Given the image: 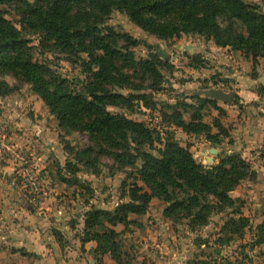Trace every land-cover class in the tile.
<instances>
[{
	"label": "rangeland",
	"instance_id": "1",
	"mask_svg": "<svg viewBox=\"0 0 264 264\" xmlns=\"http://www.w3.org/2000/svg\"><path fill=\"white\" fill-rule=\"evenodd\" d=\"M244 1L259 5L264 12V1ZM1 8L5 10V17L20 28L18 14L9 7ZM103 26L136 39V46L131 48L136 60L158 58L168 64L161 67L163 79L158 90L151 88L153 82L150 79L129 68L125 71L134 87L144 88L107 86L114 94L126 98L124 105L109 106L108 110L142 123L152 131L155 143L151 146L130 143L131 152L124 163H119L101 153L87 133L66 135L32 87L11 72L0 69V81L9 87V92L0 87V213L5 198H22L29 203L21 204L24 210L45 213L44 206H54L50 212L54 215L63 211L64 222L79 231L85 214L92 208L113 211L119 204L130 201L129 190L134 183L143 186L138 173L143 164L137 156L138 149L159 156L167 139L172 137L205 167L215 166L227 155L238 153L250 165L251 175L240 182L236 192L230 193L235 201L231 207L220 204L211 196H200L201 206L211 205L206 223L196 217L201 206L193 207L191 212L174 210L169 217L165 211L174 201L154 198L147 212L141 215L142 218L145 215V226L131 220L132 226L114 227L119 233L116 242L124 264H137L134 260L143 254L145 245L155 243L179 252L184 264H264V245L255 239L257 227L264 221V135H256L258 127L264 131L259 125V118L264 115L255 108L249 111L240 103L238 91L241 87L236 79L229 78L233 69L249 73L257 82L255 89L263 103L264 59L259 58L254 64L244 51L217 46L213 38L196 33L160 39L141 29L118 9L105 18ZM27 38L35 46V62L46 65L55 77L68 80L71 88L84 87L89 74L82 61L45 51L37 35L29 34ZM124 43L122 40L121 44ZM82 59L88 60L85 55ZM210 88L235 91L237 96L231 104L214 100L225 107L221 108L208 101L213 99L199 94ZM195 110L200 111L212 133L219 135L221 145L210 141L206 133H187L174 124L175 112L181 113L183 120L189 123ZM215 121H220L226 133H219ZM236 141L250 144L245 158L244 149L234 150ZM89 147L93 152L81 157L79 153ZM258 169H262L260 175ZM189 195L175 190V200L184 201L186 205ZM50 197L53 202L44 205ZM57 201H60L58 205ZM240 216L249 219V227L242 236L231 237L223 227L231 218ZM109 227L106 224L97 229L103 231Z\"/></svg>",
	"mask_w": 264,
	"mask_h": 264
},
{
	"label": "trees",
	"instance_id": "2",
	"mask_svg": "<svg viewBox=\"0 0 264 264\" xmlns=\"http://www.w3.org/2000/svg\"><path fill=\"white\" fill-rule=\"evenodd\" d=\"M1 7H9L18 14L20 28L5 17ZM114 9L125 12L141 29L160 39L196 33L213 38L217 46L244 51L254 64L259 58L264 59V12L259 5L244 0H0V69L29 84L66 135L87 133L101 153L119 163H124L131 152L130 143L151 146L155 140L152 131L142 123L108 110L109 106L124 105L126 98L107 86L144 88L134 87L125 71L129 68L150 79L151 88L158 90L163 79L161 67L168 64L158 58L135 59L131 48L136 46V39L103 26ZM29 34L39 36L45 51L82 61L89 74L84 87L71 88L68 80L55 77L46 65L35 62V46L27 38ZM82 55L88 60H83ZM0 87L9 92L6 82L0 81ZM208 101L218 106L216 101ZM174 124L187 133H206L210 141L221 145L219 135L203 122L199 110L194 111L189 123L175 112ZM215 127L219 133H226L220 121H215ZM92 152L89 147L79 154L84 157ZM137 154L143 162L138 171L143 186L134 183L129 190L130 201L113 211L92 208L84 219L83 242L95 240L96 252L109 254L117 264H124V260L116 242L119 233L114 227L131 225L129 216L145 214L154 198L174 201L165 211L169 217L174 210L191 212L193 207L201 206L200 196H211L231 207L235 201L230 193L251 175L250 165L238 153L205 167L172 137L159 156L142 148ZM175 190L190 194L188 205L175 200ZM210 209L211 205H202L196 217L206 223ZM106 224L110 229H97ZM249 224L247 217L231 218L223 231L231 237L242 236ZM255 237L258 244L264 245V221L257 227Z\"/></svg>",
	"mask_w": 264,
	"mask_h": 264
},
{
	"label": "crops",
	"instance_id": "3",
	"mask_svg": "<svg viewBox=\"0 0 264 264\" xmlns=\"http://www.w3.org/2000/svg\"><path fill=\"white\" fill-rule=\"evenodd\" d=\"M229 78L236 79L241 87L238 91L241 98L240 103L247 106V110L250 111L255 108L264 115V101L261 103L259 93L255 89L256 80L249 73L237 72L235 69H233ZM218 106L221 107V105ZM259 120V125L264 127V116ZM256 135L263 136L264 131L258 127ZM234 145V150L238 147L244 149L242 154L245 158L247 150H250V144L236 141ZM261 170H257L258 175L261 174ZM9 184L11 185V182ZM52 202L53 197H50L43 204L47 205ZM55 203L58 205L60 201ZM21 204L29 205L25 199L7 197L1 207L0 264H117L109 254L102 255L96 252L97 242L95 240L83 242V223L81 230L78 231L74 229L75 226L70 228L64 222L63 211L54 213V215L50 212L54 206H44L46 212L39 213L34 209L26 211ZM144 216L143 218H145ZM143 218L141 215L131 214L129 216L130 220L137 221L145 226ZM1 228L3 229L1 230ZM142 252L143 254L137 256L134 260L135 263L184 264L182 255L179 252L165 249L160 244L145 245Z\"/></svg>",
	"mask_w": 264,
	"mask_h": 264
},
{
	"label": "water",
	"instance_id": "4",
	"mask_svg": "<svg viewBox=\"0 0 264 264\" xmlns=\"http://www.w3.org/2000/svg\"><path fill=\"white\" fill-rule=\"evenodd\" d=\"M199 94L204 95L207 98L220 101L224 104L233 103L237 96V93L235 91L225 92L224 90L219 88H210L208 90H202L199 91ZM212 151L217 153L215 149H213Z\"/></svg>",
	"mask_w": 264,
	"mask_h": 264
}]
</instances>
